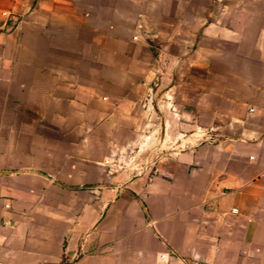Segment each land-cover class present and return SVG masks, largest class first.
Wrapping results in <instances>:
<instances>
[{
    "label": "crops",
    "instance_id": "1",
    "mask_svg": "<svg viewBox=\"0 0 264 264\" xmlns=\"http://www.w3.org/2000/svg\"><path fill=\"white\" fill-rule=\"evenodd\" d=\"M155 72L198 138L152 176L113 169L157 153L139 143ZM164 253L264 264V0H0V264Z\"/></svg>",
    "mask_w": 264,
    "mask_h": 264
},
{
    "label": "rangeland",
    "instance_id": "2",
    "mask_svg": "<svg viewBox=\"0 0 264 264\" xmlns=\"http://www.w3.org/2000/svg\"><path fill=\"white\" fill-rule=\"evenodd\" d=\"M138 33L139 35L134 34L133 38L136 36L134 39L145 41L146 45L155 52V63H157V57L161 51V42L158 41V38L149 34L150 32L148 33L144 29H141ZM159 75L160 74L155 72L152 77V80H154V77L157 78L155 85L152 86V94L149 95L145 88L143 97V103L145 104L143 109H148V111L145 112L146 116L143 119L145 122L139 129V135H141L139 143L141 146L145 147L146 145L147 148L153 146L157 150V153L148 157V154L145 152H135L134 164H141L145 156H147L148 159H155L157 154L162 155L165 151L180 143L184 146L186 144L185 142H188L183 141L184 138L190 137V142H193L192 139L198 138L194 137L195 135H191L196 131V129L191 126L192 124L183 119V117H180L178 112H174L170 105H167L169 102L167 98H160V96L156 94V88L160 82ZM169 83H171V80ZM172 103L171 101V104ZM132 165V162L125 158L122 162L123 168L121 169L134 172V169H131Z\"/></svg>",
    "mask_w": 264,
    "mask_h": 264
},
{
    "label": "built area",
    "instance_id": "3",
    "mask_svg": "<svg viewBox=\"0 0 264 264\" xmlns=\"http://www.w3.org/2000/svg\"><path fill=\"white\" fill-rule=\"evenodd\" d=\"M2 15L4 16L5 20H6V24H5V29L7 30H14V29H17L19 27V24L21 22V17L18 15V14H15L13 12H3ZM136 38V36L134 37ZM156 77H154V80H152L147 86H146V92L150 95L152 94V86L155 85V82H156ZM203 138H206L207 139V136L206 137H203ZM144 148V147H143ZM146 148V147H145ZM141 150V149H140ZM136 151V152H143L142 150L141 151ZM135 153H133L132 155H128L126 157H124L123 155H120L118 154L116 157H115V160L112 161L111 163V166H113V169H119L122 165V162L125 158H127L130 162H132V166L131 168L134 169V171H140L142 169H146L148 166H151L149 168V173H150V176L154 175L156 173V168L153 166V161L148 159L147 156H145L143 158V162L141 164H134L133 163V160H135ZM137 155V153H136ZM137 157V156H136ZM172 254L171 253H164L161 258L164 260V264H170L169 263V259L172 258ZM190 264H203L202 262L194 259L190 262Z\"/></svg>",
    "mask_w": 264,
    "mask_h": 264
}]
</instances>
